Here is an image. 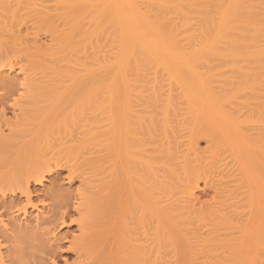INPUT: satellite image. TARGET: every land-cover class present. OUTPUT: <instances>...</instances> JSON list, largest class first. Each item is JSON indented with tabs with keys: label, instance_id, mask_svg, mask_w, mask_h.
<instances>
[{
	"label": "bare ground",
	"instance_id": "1",
	"mask_svg": "<svg viewBox=\"0 0 264 264\" xmlns=\"http://www.w3.org/2000/svg\"><path fill=\"white\" fill-rule=\"evenodd\" d=\"M229 1L0 0V33L31 67L48 70L25 77L23 90L45 88L54 97L66 82L77 88L76 101L54 111L50 123L24 125L26 109H12L11 119L0 110V264H230V243L219 232L241 222L233 210L242 208L249 220L262 205L242 189L258 174L245 163L255 154L264 162V119L261 128L221 136L213 121L186 118L206 108L190 98L196 91L209 101L244 91L238 105L247 107L252 96L264 104V0H236L245 27L213 28V14L219 21L233 14ZM139 11L146 14L134 17L140 26L133 27L129 21ZM24 22L44 27L49 49L27 46ZM214 60L236 71L213 88L223 73L211 68ZM240 62L244 67L236 68ZM101 69L105 76L97 79ZM119 87L124 95L134 88L139 109H128V100L117 109ZM2 126L7 137L18 134L19 143L8 146L14 150L4 147ZM237 144L245 163L227 161L224 152L201 156ZM199 174L220 181L212 230L198 212L190 220L177 197L197 189ZM188 220L185 234L170 233ZM179 248L181 254L171 255Z\"/></svg>",
	"mask_w": 264,
	"mask_h": 264
},
{
	"label": "rangeland",
	"instance_id": "2",
	"mask_svg": "<svg viewBox=\"0 0 264 264\" xmlns=\"http://www.w3.org/2000/svg\"><path fill=\"white\" fill-rule=\"evenodd\" d=\"M109 2H110V0H109ZM231 2H232V0L229 1V3H227V4L229 5ZM235 2H236V0H233V2L231 4V5H234L233 9H232L233 14H231L233 16H231L230 13L228 11H226L229 13V15H228V13L227 14L225 13L224 18L221 21H219L218 15L216 13L213 14V16L215 17L214 23H213V28H216V29L217 28L218 29H228V28H230V29L234 28L235 29L236 28L237 29L238 27L239 28L245 27L246 23L248 24V21L244 22V20L241 19V17L239 16L240 12L237 10L238 5L236 6ZM137 4L140 5L139 0H138ZM228 5H226V6L228 7ZM231 5H229V7H231ZM142 12L140 13V11H139L137 16H133V18L130 19L129 22L134 24L133 27L140 26V25H138V23H139L138 19L143 18L144 16H142V15L146 14V13L142 14ZM139 14H141V15H139ZM147 15H149V14H147ZM130 17L131 16L128 15L127 19ZM134 17H138V19L134 18ZM150 19L152 20V17L149 18V20ZM240 19L242 20V22L240 21ZM126 21H128V20H125V22ZM24 23L21 24V28H22V26H24L26 24L24 26L25 28H22V34L21 35L23 37H26L27 46H30V47L36 46L42 50L49 49L52 42H51L49 35L43 29L44 27L41 25H36V24H35V26H33L32 23H30V22L25 23V24ZM151 23H153V22H151ZM150 25H149V27H151ZM159 25H156V26L161 27L162 24H159ZM162 26L164 27V25H162ZM30 27H32V29ZM157 27H154V28H157ZM26 28H27V30H26ZM108 28L109 27H107V29ZM111 28L112 27H110L109 30ZM134 29H137V28H134ZM26 35H28V37ZM0 36H1V39H3L5 41V43H3V44L0 43V70L2 71V69H4L2 71L3 73L5 71V73L4 74L1 73V75H5V74L7 75L8 73L10 74V75L8 74L7 76L5 75L6 78L4 76L2 77L0 75V110L4 109L6 117L8 119H11L12 118V115H11L12 109H19L20 108V109H22V111H24L26 109L25 115L27 112H28L27 113L28 115L25 116L23 114L24 117L22 115V118H25L22 121V123L24 125H41V124H46V123H50V122L54 121V119H56L55 118L56 112H59L60 109H66L73 102L76 101L74 99L77 97V95H76L77 88L75 86H70V84H71L70 82H66L65 84H62L61 86L57 87V89H56L57 95L54 97L52 94L49 93V91L47 92V90L45 88L44 89H41V88H37V89L33 88L32 89L31 88L30 93H28V92L26 93L25 90H23V86H22V84L24 83L23 79L25 77L28 78L30 76H31V78H33L34 76H36L38 78V76H40L41 73H47L48 70L45 69L44 67H39L38 65H37V67L36 66L31 67L32 63L29 62V60L24 57L23 52L20 49H14L13 47L10 46L8 36H6L4 34H1ZM108 41L109 40H107V41L103 40V43H105V42L110 43ZM107 53L109 54V52H107ZM107 53L105 52L103 57H106L105 55H107ZM108 56L109 57L111 56V59H112L111 54ZM111 59H108V60H111ZM223 64L224 63L221 64L217 60H214L213 63H211V66H212L211 68H214V67L217 68V65L220 68L223 66ZM11 67H13V68H11ZM237 67L243 68L244 63L240 62L239 64L236 65V68ZM10 69H14V70H11V72H8ZM231 70L236 71L235 69H230V68L225 69V67H222L221 73L223 72L224 74L220 73L221 77L219 74L217 77L215 76V79H214L215 83H214V80H213V82L211 81L212 87L221 85L220 83H223V80H224L223 77L225 78V76H227V77L233 76ZM104 73H106V71L101 69L98 72H96L95 75H97V79H100L101 77L105 76ZM219 77L222 79H219ZM3 78H4V80L5 79H7V80L4 81ZM102 79H104V78H102ZM216 80H219V81L221 80L222 82L220 81V83H218ZM104 82H106V80H104ZM100 84H101V82H100ZM213 84H216V85H213ZM257 87H259V85ZM257 87L255 89H257ZM119 89H118V94H119V92L122 91L120 94L122 96L118 97L119 98L118 100L123 98L124 103L117 101V109H122L125 105H127L125 103L127 101H125V100H128V103H129L128 109L129 108L130 109H139L138 103L136 104V102H135L137 99H136V93H135L136 91H133L134 88L132 87L133 90L131 89V91H127L126 92L127 94H125V95H124L123 90H121L120 87H119ZM258 90H259V88H258ZM132 91H133V93H131ZM215 92H217V90H215ZM234 92H233V95L230 94L228 98L225 97L227 100L225 98H223L225 100L222 99V97H224V95L222 96V95L215 93V95H219L222 97L216 96L217 98L216 97L215 98L217 101H215V99L213 101H209L204 97L203 94L197 93V91H196L197 94L194 93L192 96L194 98H192V97H190V98L193 99V101H195L196 104H198L199 106L200 105L206 106V108H208V109H206L205 107H204L205 111L202 108H199L198 109L199 111L196 109V111H193V113L190 112V113L186 114V118L188 117L190 122L193 123V121H192L193 116L194 117H196L197 115H198V117L203 116L205 119L206 118L208 119V121L206 119V123L208 125H211L209 121H213L212 126L214 127V130L217 128V131H220V130L225 131V133H224V131L222 132L221 136H223L224 134L226 136H231V134L234 135V134H236V132L238 133V131L239 132L241 130L243 131V129H245V128H246V131L249 129L253 130L256 127L261 128V126L263 124L260 122L262 119H264V104L262 103L261 98L257 97L258 98L257 99L254 97L255 99H253V96L251 95L252 98H249V102H248L249 105L247 107L243 108V106L241 104L238 105V103H240L239 101H241L238 99L241 96L246 97V95L243 94L244 91H242L240 93L237 91H236L237 93H234ZM257 92H259V91H257ZM28 94H30V95H28ZM240 94H241V96H240ZM257 94H259V93H257ZM230 96L232 99L230 98ZM242 97H241V99H242ZM218 100L220 101L221 104L218 102ZM214 101H215V103H214ZM14 104H17V105L15 106ZM209 107H210V109H209ZM221 107H222V109H221ZM51 109H52V111H51ZM53 109H56V110H53ZM223 109L226 112L223 111ZM249 110L250 111L252 110V112L249 113L248 112ZM257 110L259 112H257ZM54 111H56V112H54ZM235 111H236V113L240 112L241 114L240 113L236 114V113H234ZM194 112H196V113H194ZM262 112H263V114H262ZM226 113H230V114H226ZM257 113H258V115H259V113H260V115L262 114L261 115L262 117L261 116L259 117L257 115ZM234 115H236L238 117H234ZM10 116H11V118H10ZM230 117H232V118L234 117L233 118L234 120L235 119L236 120L238 119V120L234 121ZM202 121H203V119H202ZM203 122L204 123H202V124L206 125L205 121H203ZM195 123L198 124L199 121L197 120V121H195ZM1 125H3V123ZM187 125H191V124H187ZM218 127H219V129H218ZM238 127L239 128L243 127V128L240 130ZM220 128H222V129H220ZM1 129L2 130L4 129L3 135L4 136L6 135L5 138H8L7 139L8 142L5 141V144L9 143V144L5 145L2 142V140L5 139L3 137V139L1 140V144L3 143V146L5 145L4 146L5 148L7 146V151L10 149L14 150L15 149L14 147H12L10 149H8V148L14 144L13 142H15V144L19 143V142L16 143V141H19V139L17 138L18 134H15V136H13L14 135L13 134L12 137L11 136L7 137V130H5L6 127L2 126ZM229 132H231V133H229ZM11 140H13L12 143L10 142ZM250 142L254 143L255 141L252 140ZM250 142H249V144H251ZM205 145H206L205 140H201L199 143L200 151H203L205 149ZM238 145L239 144H237L235 146L221 145L219 147L212 149L209 152H205V153L203 152V154L201 156L208 157L211 154H213L214 152H224L226 154V160L227 161L231 160L233 158L234 161H237L239 163H242V162L245 163L244 157L242 155V151L240 154H235L236 148H237V151L240 150ZM14 146L17 147V145H14ZM10 152H9V154H10ZM255 156H256V159H255V161H253L251 163V165H247V162L245 163V165H246V167L255 166L256 172L258 174H257L255 180H253L250 183H247L248 187L243 188L242 190L244 192L246 199H252V198L259 197V199H261L260 203L262 205H261V207L258 208V210L252 215V217L249 220H247L246 215L242 216L244 213L243 214L240 213L243 210L242 208L239 207V208L233 210L235 213L240 214L238 216L241 218L240 219L241 222L236 224V225H232L231 227H229V229L227 230V233H225V234H221V232H219V234L222 237H225V239L228 240L230 243L229 253L232 254L229 257V263L230 264H261L260 260H261V258L262 259L264 258V170L262 168L264 162H263V159L261 156H257L256 154H255ZM63 174L65 175V173H63ZM193 181L196 182L197 189H194L188 193H180L177 195V197L181 198L183 205L185 207L189 208V213L191 214L190 220H192L196 216V213L198 212L201 215L202 219L204 220V225L208 224L212 230L215 226V220L213 219V214H215L218 211L217 209H219V207H216V205L218 204V202L221 200V197H222V194L220 193V190H219V187H220L219 178L213 177L212 175H209V174H199V175L194 177ZM237 183H240L239 179L237 180ZM44 184L46 185L47 183L45 182ZM34 186H35V189L38 188V185H34ZM191 194H193V196H191ZM190 207H192V209H193L192 212L190 211ZM29 211H31V209ZM190 220H188L186 222L185 226H183V227L182 226L181 227H171L170 226L169 227L170 233L174 236L185 234L183 231L186 230V226L189 224ZM174 228H175V231H173ZM71 230L73 232H76L75 226L71 227ZM182 252H183V250L181 248H179L175 252H172L171 255L181 254ZM248 256H250L252 259L251 263L248 261ZM71 259L72 258L69 257L68 262H70ZM59 264H63V263L60 262Z\"/></svg>",
	"mask_w": 264,
	"mask_h": 264
}]
</instances>
